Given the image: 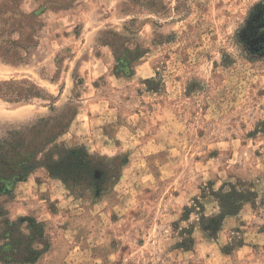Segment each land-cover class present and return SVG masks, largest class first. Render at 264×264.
Instances as JSON below:
<instances>
[{
    "label": "rangeland",
    "instance_id": "obj_1",
    "mask_svg": "<svg viewBox=\"0 0 264 264\" xmlns=\"http://www.w3.org/2000/svg\"><path fill=\"white\" fill-rule=\"evenodd\" d=\"M40 19L0 82L50 97L0 98V138L75 108L55 143L95 172L73 184L37 168L0 196V220L44 227L25 264H264V0H75ZM105 42L139 48L130 71ZM232 188L247 200L209 236L200 218Z\"/></svg>",
    "mask_w": 264,
    "mask_h": 264
},
{
    "label": "trees",
    "instance_id": "obj_2",
    "mask_svg": "<svg viewBox=\"0 0 264 264\" xmlns=\"http://www.w3.org/2000/svg\"><path fill=\"white\" fill-rule=\"evenodd\" d=\"M23 0H5L0 3V58L6 63L22 62L23 54L37 45L38 32L43 26L40 15L46 10L69 9L75 0H35L38 7L30 12L21 9ZM17 34V38L13 35ZM113 37H117L115 34ZM112 47L115 69H129L130 63L140 57L139 48L132 52L125 44ZM36 84L29 80L0 82V98L9 102L46 99ZM76 114L67 107L58 114L40 118L29 127L13 129L0 138V196L8 194L10 187L37 168H43L51 177L67 183L83 184L94 177V168L87 154L79 147H59L55 141ZM247 194L232 188L218 195L220 212L202 216L201 226L209 236H215L225 216L236 214ZM190 209L185 208L184 216ZM4 212L0 206V218ZM49 242L42 223L31 217L15 221L0 220V264L33 262L48 248Z\"/></svg>",
    "mask_w": 264,
    "mask_h": 264
},
{
    "label": "flooded vegetation",
    "instance_id": "obj_3",
    "mask_svg": "<svg viewBox=\"0 0 264 264\" xmlns=\"http://www.w3.org/2000/svg\"><path fill=\"white\" fill-rule=\"evenodd\" d=\"M258 20H260V19H258Z\"/></svg>",
    "mask_w": 264,
    "mask_h": 264
}]
</instances>
